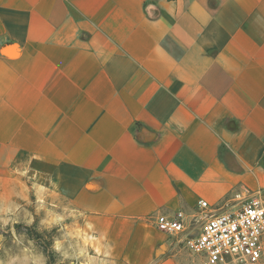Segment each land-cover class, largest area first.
I'll return each mask as SVG.
<instances>
[{"label": "crops", "instance_id": "crops-1", "mask_svg": "<svg viewBox=\"0 0 264 264\" xmlns=\"http://www.w3.org/2000/svg\"><path fill=\"white\" fill-rule=\"evenodd\" d=\"M0 183L101 264H184L158 216L264 204V0H0Z\"/></svg>", "mask_w": 264, "mask_h": 264}, {"label": "rangeland", "instance_id": "rangeland-1", "mask_svg": "<svg viewBox=\"0 0 264 264\" xmlns=\"http://www.w3.org/2000/svg\"><path fill=\"white\" fill-rule=\"evenodd\" d=\"M12 189L0 183V264H101L74 217H62L59 205L46 207ZM179 246L184 264H200Z\"/></svg>", "mask_w": 264, "mask_h": 264}, {"label": "built area", "instance_id": "built-area-1", "mask_svg": "<svg viewBox=\"0 0 264 264\" xmlns=\"http://www.w3.org/2000/svg\"><path fill=\"white\" fill-rule=\"evenodd\" d=\"M202 209L208 203L201 202ZM187 226L183 213L157 217V229L179 241L200 264H261L264 261V204L259 199L247 202L241 209L227 208L212 212L197 231Z\"/></svg>", "mask_w": 264, "mask_h": 264}, {"label": "trees", "instance_id": "trees-1", "mask_svg": "<svg viewBox=\"0 0 264 264\" xmlns=\"http://www.w3.org/2000/svg\"><path fill=\"white\" fill-rule=\"evenodd\" d=\"M52 260V259H51Z\"/></svg>", "mask_w": 264, "mask_h": 264}]
</instances>
